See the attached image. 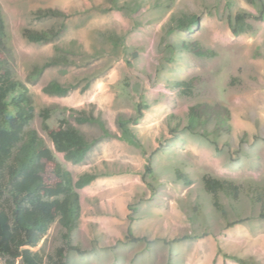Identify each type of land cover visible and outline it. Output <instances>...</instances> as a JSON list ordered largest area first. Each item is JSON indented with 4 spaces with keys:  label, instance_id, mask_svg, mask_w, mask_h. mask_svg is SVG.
<instances>
[{
    "label": "rangeland",
    "instance_id": "obj_1",
    "mask_svg": "<svg viewBox=\"0 0 264 264\" xmlns=\"http://www.w3.org/2000/svg\"><path fill=\"white\" fill-rule=\"evenodd\" d=\"M0 6L2 59L28 86L30 126L74 180L102 173L88 185L71 232L70 243L81 251L67 247L56 219L32 247L43 264H241L234 257L264 264V0H0ZM242 11L251 14V27L235 35ZM183 13H197L201 25L171 27ZM25 28L60 34L34 42ZM191 42L215 55L183 47ZM51 60L56 64L36 83L27 82L35 65ZM51 81L75 88L49 95L42 87ZM199 104L191 131L188 111ZM81 111L103 123H77ZM61 120L93 142L81 163L57 152L43 127ZM177 169L191 184L177 178ZM205 174L239 184V197L220 191L216 207ZM46 176L56 180L50 168ZM0 264L8 258L0 255ZM14 264L24 263L19 257Z\"/></svg>",
    "mask_w": 264,
    "mask_h": 264
},
{
    "label": "trees",
    "instance_id": "obj_2",
    "mask_svg": "<svg viewBox=\"0 0 264 264\" xmlns=\"http://www.w3.org/2000/svg\"><path fill=\"white\" fill-rule=\"evenodd\" d=\"M246 1L254 3L256 0ZM250 15L247 11L236 15L231 28L233 34L248 32L251 24L247 19ZM200 25L197 13H183L172 18L171 27L188 30ZM23 34L30 41L49 42L60 32L48 33L25 28ZM5 37V22L0 6V255L8 258V264H14L19 257L24 264H43L39 252L33 251L32 247L38 245L56 219L65 229L63 237L67 247L81 251L78 245L70 243L71 232L78 227L81 218L79 189L89 185L102 173L84 172L74 180L70 170L62 166L44 138L30 126L34 118L33 98L28 86L16 79L12 70L3 63ZM183 47L199 56L215 55L213 50L205 49L195 42L184 43ZM54 64L56 61L51 60L35 65L26 76L27 82L36 83L43 71ZM73 88L74 84L62 85L58 81H51L42 87V91L49 95L64 96ZM199 107L200 104L189 108L186 127L191 131L196 129L200 121ZM40 114L47 120L49 108H43ZM75 120L77 123H103L100 118L83 111L75 116ZM43 127L55 150L63 153L67 161L78 164L86 159L93 142H89L76 126L61 120L56 128H50L46 122ZM49 168L56 178L52 183L47 182ZM176 176L185 184H191L186 172L177 169ZM203 183L205 190L213 196L216 207L219 206L220 191L235 199L241 193L239 184L211 174L203 176ZM258 199L261 200L262 196L258 195ZM62 252L61 247L57 253L62 255ZM234 259L241 264H249L242 258Z\"/></svg>",
    "mask_w": 264,
    "mask_h": 264
},
{
    "label": "crops",
    "instance_id": "obj_3",
    "mask_svg": "<svg viewBox=\"0 0 264 264\" xmlns=\"http://www.w3.org/2000/svg\"><path fill=\"white\" fill-rule=\"evenodd\" d=\"M96 179H98V178H96ZM79 193H80L81 211H83L84 210V200H85V202H88V185H86L83 188L79 189Z\"/></svg>",
    "mask_w": 264,
    "mask_h": 264
}]
</instances>
